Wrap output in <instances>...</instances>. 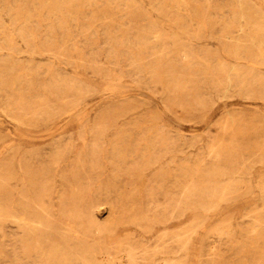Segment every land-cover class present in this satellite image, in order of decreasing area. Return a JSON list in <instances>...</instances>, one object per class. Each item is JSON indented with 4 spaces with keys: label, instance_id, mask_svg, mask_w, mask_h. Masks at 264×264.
<instances>
[{
    "label": "rangeland",
    "instance_id": "1",
    "mask_svg": "<svg viewBox=\"0 0 264 264\" xmlns=\"http://www.w3.org/2000/svg\"><path fill=\"white\" fill-rule=\"evenodd\" d=\"M0 264H264V0H0Z\"/></svg>",
    "mask_w": 264,
    "mask_h": 264
},
{
    "label": "bare ground",
    "instance_id": "2",
    "mask_svg": "<svg viewBox=\"0 0 264 264\" xmlns=\"http://www.w3.org/2000/svg\"><path fill=\"white\" fill-rule=\"evenodd\" d=\"M255 2V1H254ZM238 37V36H237ZM232 38V37H231ZM234 39V38H233ZM228 40V39H227ZM237 41V40H236ZM239 41V40H238ZM241 42V41H240ZM226 228V227H225ZM36 230V229H35Z\"/></svg>",
    "mask_w": 264,
    "mask_h": 264
}]
</instances>
